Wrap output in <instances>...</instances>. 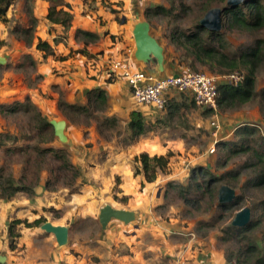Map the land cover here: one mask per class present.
<instances>
[{
    "label": "rangeland",
    "instance_id": "374dc122",
    "mask_svg": "<svg viewBox=\"0 0 264 264\" xmlns=\"http://www.w3.org/2000/svg\"><path fill=\"white\" fill-rule=\"evenodd\" d=\"M41 1L36 0L38 3ZM172 1L82 0L86 10L95 11L101 8L107 13L106 18H102V12L97 15V19L105 26V34L111 38L108 41H123L127 44L117 57L108 58L109 80H122L115 75L109 76L110 68L113 61L120 57L133 58L135 42L132 29L140 20L151 23V33L158 35L156 39L164 48V70H159L155 62L149 64H155L161 76L168 72L189 70L187 64L181 61L183 49L170 41V35L175 27L180 31L193 29L195 21L204 10L202 7L205 0H174L177 5H184L181 9L176 8L173 22L169 23L168 17L162 11L156 10L159 6L169 8ZM260 1L264 5V0ZM34 2L35 0H15L6 15L8 22L0 21L4 30L0 32V39L5 41L0 46V55L7 60L5 65L0 66V95L1 99L7 98L6 103L0 104L6 106L4 111L0 110V134L9 133L18 138L9 139L0 148V173L11 175L15 179L25 177L23 179L26 184L34 189L42 186L39 196L29 191H19L11 198L3 197L0 188V211H3L0 215V254L7 255V261L3 264H130L131 262L122 258L130 254L136 256L131 247L137 243H114V234L122 233L117 226L123 225V222L111 220L105 229L100 225L98 209L106 200L119 207H132L131 209L137 210L138 217L131 223H124L126 226L123 227L127 229H133V223L145 224L149 212L154 216L150 218L154 223L156 220L160 222L159 217L168 222L174 217L183 220V224L190 227L187 231L191 235L176 237L179 234L168 232L165 236H158L152 232L153 223L150 224L142 237L153 247L143 249L142 246H146V243H138L141 247L138 250L140 255L145 252L149 262L137 261L133 264H264V253L257 254L248 248L251 244L264 245V183L259 182L263 175L259 164L261 155L264 159V60L257 72L258 94L255 99L243 105L224 110L218 107L217 111H209L197 106L190 92L170 90L165 108L156 107L160 112L154 118L157 120L148 119L146 134L133 139L124 111L128 106L141 103L136 101L131 89L124 91L122 87H118L112 96L119 98L108 105L104 103L97 106L93 103L92 107L86 104L89 110L82 112L61 110L60 117H54V121L64 122L61 130L63 139L54 132L50 140H45L44 134L38 137L33 126L37 112L42 116L46 114L41 112L37 104V107L33 105L30 98L25 100V95H28L25 87H37L38 95L43 98L47 96V93H42L40 86L43 76L30 64L28 69L17 66L25 56L29 62L33 55H42V51L34 46L38 41L37 27L40 24L38 19L35 20L34 13L37 11L38 14L41 10L34 7L40 6ZM223 4L219 1L212 2V7H223ZM111 20L114 22L113 26L110 25ZM33 25H36L34 33L37 40L28 43L27 36L16 29L22 30ZM222 32L225 35V50L230 54L247 51L254 46L256 39H264V28L256 31L223 28ZM110 33L114 35L109 36ZM100 53H104V50L101 49L98 54ZM54 55L57 57V54ZM195 71L210 73L207 67L200 64ZM240 71L246 73L245 70ZM89 72L87 70V78H90ZM227 73L229 72L225 74ZM225 74L216 75L223 77ZM126 83L127 81L125 85ZM12 88L22 91L16 94V90L11 99L9 95H12ZM121 97L126 100H122V104ZM127 101L128 106L125 103ZM9 106L14 108L8 111ZM107 117L115 118L116 122L111 124L106 120ZM159 117L162 118L158 120ZM160 136L165 140H175V144L168 149L166 146L160 149V145H152ZM242 146L248 149L234 151ZM47 147L65 150L69 162L79 170V174L63 166L64 162L53 157L52 153L38 156V149ZM151 147L160 150H153ZM142 149H147L150 155L172 152L168 172L160 173L150 183H147L142 172L135 174L137 163L134 162V157ZM110 159H113L112 162H109ZM117 163L124 165L123 172L130 168L126 171L130 173L128 183L123 186L129 190L128 194L122 187L121 176L110 173V165ZM208 180L216 186L215 197L208 192L194 191L195 184L201 182V185L206 186ZM223 184L235 190L236 196L228 203L229 208H225L218 201V191ZM18 194L32 199L29 218L12 213L11 203H16L14 201L19 198ZM36 197L41 198L43 205L33 201ZM245 206L250 207L251 217L247 229L243 230L247 225L233 226L232 220ZM5 207H9L7 215L4 213ZM18 208L22 206L19 205ZM33 213L37 214V218L43 217L67 225V244L59 246L56 243V246L45 242L26 243L31 242V237L36 239L35 232L28 234L23 243L22 233L29 227L22 223L17 226V231L21 234L15 239L17 247L12 249L8 234L5 235L4 230L7 229L8 232V226L13 219L34 221L35 219H31L34 217ZM36 228L39 229L40 226ZM108 232L111 233L112 240L106 237ZM164 238H171L173 243H164ZM189 238L192 239L191 243L184 245L182 242ZM53 246L57 249L52 250ZM91 250L94 252L90 253ZM58 255L64 258L57 260ZM114 257H118L117 262Z\"/></svg>",
    "mask_w": 264,
    "mask_h": 264
},
{
    "label": "trees",
    "instance_id": "16d2710c",
    "mask_svg": "<svg viewBox=\"0 0 264 264\" xmlns=\"http://www.w3.org/2000/svg\"><path fill=\"white\" fill-rule=\"evenodd\" d=\"M48 12L47 18L52 23L61 24L62 26L69 28L72 25L73 13L71 11L72 6L67 0H47ZM223 2V7H226L227 0H205L203 3V11L195 21L193 29L189 31H180L178 28H174L170 35V41L183 49L181 61L187 64L189 69L198 70V64L207 67L208 71L212 74H225L234 70H245L243 82L239 86H233L228 82L220 81L218 85L217 105L220 109L234 108L252 101L258 94L257 91V72L259 65L264 60V39L258 38L255 41L254 46L249 50L240 52L239 54H230L225 50L224 38L225 35L222 32L223 28L238 29L256 31L264 28V5L260 0H245L243 3L236 5H229L222 13V29L220 31H212L201 25L200 20L204 13L212 7V2ZM15 3V0H0V21L8 22L6 17L8 9ZM184 4L177 5L173 0L169 8L159 6L156 10L162 11L168 22H173V17L176 13H173L176 8L181 9ZM37 20V18H35ZM35 26H28L20 31L22 35L27 36L28 43H33L35 39ZM34 34V35H33ZM76 38H79L84 42V45H88L95 42L100 38L99 34L93 31L85 30L82 28L76 29ZM5 41L0 39V46L4 45ZM36 48L43 51L44 54H54L52 46L46 40H42L38 37ZM84 49H80L79 52H84ZM88 105L96 103L97 106L103 105L107 101L106 91L101 88L92 89L88 92ZM168 99V98H167ZM167 103V100H166ZM166 105V104H165ZM58 107L65 112L66 110L72 112L88 111L89 106L69 104L63 101L61 98L58 100ZM6 106L0 105V110L4 111ZM14 107H7L8 111ZM165 108V107H164ZM213 111L212 109H207ZM111 124L116 122L113 117H107ZM35 125L38 137L44 134L45 140H50L54 136V126L51 121H48L40 112L36 113ZM103 124V123H102ZM128 128L131 131V138L136 139L139 136L146 134L148 126L144 119L143 113L134 109L130 112V119L128 122ZM45 132V133H44ZM9 139L18 140L16 135L9 133L0 134V148L7 144ZM44 140V141H45ZM248 147H241L235 149V152L246 151ZM38 156H44L46 153L54 154L53 157L61 159L64 163L63 166L71 168L78 175L77 170L68 160L65 150L56 149L53 147L39 148ZM259 154V153H257ZM260 155V154H259ZM172 152L169 151L166 154H154L150 155L148 152H141L134 157V162L137 163L135 167V174L143 173L147 182H153L157 179L160 173L165 174L168 172L170 157ZM261 155L259 161L260 166L263 169V175L259 178L260 183H264V159ZM42 160V159H40ZM39 162V160H38ZM37 162V163H38ZM41 162V161H40ZM39 162V163H40ZM38 163V164H39ZM25 177L21 179H15L13 176H5L3 172L0 173V188L2 190V196L5 198H11L19 191H26L34 193L33 188L26 184ZM216 186H213L211 180H208L206 186L201 185V182L195 184V192H208L211 196L215 197ZM224 204L225 208L227 207ZM46 221L45 218L39 217L34 221H28L23 219H13L8 226V237L10 239L11 248L17 247L15 239L21 234L17 231V226L24 223L27 227L40 226ZM248 225L243 228L247 229ZM251 251L257 252V254L264 253V245L251 244L248 246Z\"/></svg>",
    "mask_w": 264,
    "mask_h": 264
},
{
    "label": "crops",
    "instance_id": "0c3cea01",
    "mask_svg": "<svg viewBox=\"0 0 264 264\" xmlns=\"http://www.w3.org/2000/svg\"><path fill=\"white\" fill-rule=\"evenodd\" d=\"M67 1L72 6L71 11H72L73 16H74L73 21H72V25L69 28L62 26L61 24L52 23L48 20L47 12H48L49 3L47 0H42L40 3L36 2V0H35L36 4H40V6H41V7L40 6H34L36 9L41 8V10L38 14H37V11L34 13V14H36V18L39 20L38 22L40 23L39 26L37 27L38 28L37 33L39 34L38 36L42 40H46L47 42H49V44L52 46V48L54 50V53L57 54V57L54 54H44V52L42 51V55L40 57H38V56L35 57L33 55L31 57L32 59L29 62L26 61L27 56L24 55L26 58L24 57V59L17 64V66L24 67L25 69H28V66H29L28 64H30L32 67H36L39 74H42L41 76H43V83L40 86L42 88V93H47V96L45 98H43L40 94L38 95L39 88H37V87L36 88L25 87V90L29 95V96L25 95V100H29V98H30L31 103L35 106L37 104L39 109L42 110L41 112L46 114L44 117L48 121H51V122L54 121L55 118H57V116L60 117L59 113L62 112L58 107V100L60 98L69 104L86 105L89 103L88 92L92 89L101 88V89H104L106 91V95H107L106 105H108V103H110L112 100H117L116 98H119L116 96H112L114 94V91L118 87H122L124 89V91H128V89H130L128 83H126V85H125L126 81H124L123 78H121L119 75H116V77L119 79H122V80L111 81L108 79L107 68H108V66L110 67L108 58L109 57H117L119 55L121 49L123 47H125L127 44H126V42H123V41H118V42H113V41L110 42V40L108 41L109 37L105 34L106 28L104 25L100 24V19H97V15H101L102 12H104V17H102V18H106L107 13H105V11L101 8H98L95 11L86 10L82 0H67ZM35 2H34V4H35ZM113 24H114V22H113V20H111L110 25L113 26ZM77 28H82L85 30H89V31H93V32L98 33L100 36V38L96 40L98 42H96V43L92 42V43L88 44L87 46L84 45V42L82 40H80L79 38H76L75 33H76ZM2 31H4V30H3V27H1V25H0V32L2 33ZM112 35H114V34L110 33L109 36H112ZM152 35L155 38H157V36H158L157 34H152ZM109 39H111V38H109ZM35 40H37V38H35ZM35 40H34V42H35ZM97 43H98V45H96ZM36 45H37V41L35 42L34 46L36 47ZM80 49H84L85 51L79 52ZM101 49L104 50V53L98 54V52H100ZM134 51H135V48H134ZM30 56L31 55H28V57H30ZM58 56L59 57L61 56V57L58 58ZM64 56H66V57H64ZM4 63H7V60ZM4 63H0V66H3ZM149 63H144V62L138 61L134 56L132 58V65H133L134 69L146 70V71H148L154 75H160V73L157 71V66H155V64L151 65ZM17 66H14V68H16ZM87 70L90 71L89 72L90 78H87V77H89ZM178 72H180V71H178ZM168 73H171V72H168ZM20 74H18V75H20ZM109 76H111V75H109ZM16 90L17 89L12 88V90H11L12 95H9V97L11 99L13 98V94H15V93L17 94L19 91H22V90H17V91ZM36 92H38V93H36ZM3 97H6V96H2V98ZM17 99L19 100L20 97H18ZM122 100H125V99L121 97V104H122ZM0 101H1L0 104L1 103L4 104V103H6L7 98L1 99V95H0ZM21 102H23V101H21ZM125 103H127V106H128V101ZM128 108H129V111H128ZM134 109H138L143 113L145 121H147L148 119L157 120L154 118H155V116H157V114H160V112L157 110V108L154 105L140 104V105H136L133 107L131 105V107L128 106L125 109L126 111H124V113L127 114V121L128 122L130 119V112ZM122 110H124V109H122ZM113 115L114 114H109V116H113ZM115 116H116V114H115ZM160 118H162V117H159L158 120H160ZM64 119L68 122V119L66 117ZM54 130H55V128H54ZM85 134L86 135L88 134L86 132V130H85ZM77 138H78V136H76V139ZM158 139H159L158 141L152 142V145H154V146L160 145V149H161V147H165V146L168 149V148H171L172 144H175L174 143L175 140L170 139V138L165 140L164 138H162V136H160ZM165 141H166V143H164ZM151 148L153 150H160L157 147H151ZM144 150H146V151H144ZM147 151H148L147 149L141 150V152H147ZM161 152L162 151H160V153ZM112 160L113 159H110L109 162H112ZM129 163H130V165H132L131 162H128V164ZM110 166H112L110 169V173H112V175L113 174L120 175L122 180H123L122 181V187L126 186V184L128 183V179H129L128 177L130 176V173L126 172V171L130 170V168H129L130 166H127L129 169L128 170L125 169L124 172L122 170L124 165L121 163L113 164ZM16 179H19V178H16ZM147 183H150V182H147ZM37 188L38 187H36L35 189L33 188V189H34V193H36V195L39 196V195H41L40 190H42V186H40V188H38V189ZM123 189L125 190L124 192H126V194L129 193V190H127L125 187H123ZM20 192H22V191H20ZM18 195H20L19 198H16V201H14L16 203H11L12 213H13V215H15L14 212H16L17 215H19V217L29 218V215H30L29 211H30V205H32V202H31L32 199L29 196H25V195H21V194H18ZM40 199H41L40 197H36V199H34L33 201H35L36 203L39 202L40 205H43V202L40 201ZM106 203H109L112 206L117 207V208H125V209L133 210V211H135V213L138 217L137 210L131 209L132 207L129 208V207H125V206H122V207L116 206V204L112 203L110 200H106V202H104V204H102L99 207L98 213L100 211V208L103 205H105ZM19 205L22 206V208H18ZM8 208L9 207H5V209H4L5 215H7V213H8ZM1 213H3V211H0V215H1ZM33 215H34V217L31 219H36L37 216H35V215H37V214L33 213ZM147 215H148V218L145 221V224L133 223L134 224L133 229H131L130 227H128L130 229H127L126 227H123V226H126L123 223V225L120 224L119 226H117V228L119 230H121L122 233L121 234L120 233L114 234L115 238H116V242L114 241V243H127V244L137 243L136 245H133L131 247V249L134 250L136 256H133L132 254H130V256H125L124 258L120 257L122 259H127L129 262H131L130 264H133L134 262H137V261L138 262H144V263L149 262V259H146L145 252H142V255L144 254V256L140 255V251H138V250H140L141 247L138 245V243H146L145 242L146 240H143L142 233L144 232V230L146 228H150L149 225L152 223H153L152 224V229H153L152 232L154 234H157L158 236H165L168 232H170L171 234H175V235L179 234L176 237H181L183 235H185V236L191 235L190 232L187 231V230H189L190 227H186L183 224V220H181V219L171 217L170 218L171 222H168L167 220H165V219L163 220L159 217L158 219H160V222H157V220H156V223H154V221L152 222V219H150L154 216H151L150 212ZM143 216H145V215H143ZM113 220H116V219H113ZM153 220H154V218H153ZM48 221H51V220H48ZM118 222H121V221H118ZM52 223L60 224V223H56V222H52ZM36 227L37 226L26 228L27 232L24 231L22 233V236H21L23 239L22 240L23 243H24V240L26 239V236L28 234L35 232L36 239L34 238V240H33V237H31V242L27 241L26 243H40V242L43 243V242H45V243H52V244L56 245L57 241H56V238L53 234L44 231L41 228V225H40L39 229H37ZM41 230H43L44 233ZM42 233L44 235H42ZM4 234L5 235L8 234L7 229L4 230ZM110 234L111 233L108 232L106 234V237L108 239L112 240ZM116 234H118L119 237ZM125 234L127 236H125ZM41 236H43V237L41 238ZM170 239L171 238H164V243H173ZM33 241H36V242H33ZM191 241H192V239L189 238L188 241H185L182 243H184V245H185V243H191ZM6 242H7V239H5L4 243H6ZM174 243H177V242L174 241ZM179 243H181V242H179ZM56 246H58V245H56ZM142 247H143V249L145 247L146 248H152L153 245H151L150 243H146V246H142ZM54 249H57V248H55V246H53L52 250H54ZM93 252H94V250L90 251V253H93ZM4 255L6 256L5 261H7V255L6 254H4ZM56 258H57V260H60L64 257H62V255H58ZM117 258L118 257H114V260L116 261ZM150 260L152 262L155 261L154 259H150ZM79 262H83V261H79ZM91 264H94V263H91Z\"/></svg>",
    "mask_w": 264,
    "mask_h": 264
},
{
    "label": "built area",
    "instance_id": "2783aa9c",
    "mask_svg": "<svg viewBox=\"0 0 264 264\" xmlns=\"http://www.w3.org/2000/svg\"><path fill=\"white\" fill-rule=\"evenodd\" d=\"M109 75H119L125 79L138 103L163 109L170 90L188 91L197 106L213 111L218 109L219 82L225 80L233 86H239L244 79V73L240 70L231 71L223 77L190 69L163 76L154 75L146 70L134 69L132 58L127 56L113 61Z\"/></svg>",
    "mask_w": 264,
    "mask_h": 264
},
{
    "label": "water",
    "instance_id": "95a60500",
    "mask_svg": "<svg viewBox=\"0 0 264 264\" xmlns=\"http://www.w3.org/2000/svg\"><path fill=\"white\" fill-rule=\"evenodd\" d=\"M244 0H227L226 5H236L243 3ZM226 7H212L204 16L201 18V25L212 31H220L222 29V13ZM135 51L134 57L141 62L149 63L155 62L158 65L159 70H164V48L158 42V40L151 33V25L147 20H140L136 22L132 29ZM6 59L0 56V63H4ZM55 128V134L60 135L62 125L64 122L57 123L56 121L51 122ZM235 190L229 185H221L218 191V201L221 204H227L235 198ZM137 215L135 211L125 208H117L109 203H106L100 208L99 211V222L103 229H105L108 223L113 220H119L125 224L131 223L136 219ZM251 217V209L248 206L243 207L239 210L232 220V225L237 227L246 226ZM41 228L55 236L59 246L67 244L69 240V227L65 224H54L51 221H45L41 224ZM6 260L5 255L0 254V264ZM231 264V263H230Z\"/></svg>",
    "mask_w": 264,
    "mask_h": 264
}]
</instances>
